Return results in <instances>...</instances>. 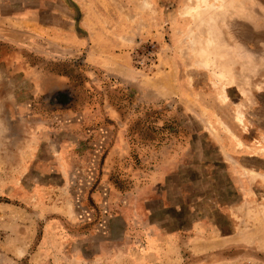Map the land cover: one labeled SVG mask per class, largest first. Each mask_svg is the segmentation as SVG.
<instances>
[{
	"label": "rangeland",
	"instance_id": "obj_1",
	"mask_svg": "<svg viewBox=\"0 0 264 264\" xmlns=\"http://www.w3.org/2000/svg\"><path fill=\"white\" fill-rule=\"evenodd\" d=\"M200 1L0 0V264H264V0Z\"/></svg>",
	"mask_w": 264,
	"mask_h": 264
},
{
	"label": "bare ground",
	"instance_id": "obj_2",
	"mask_svg": "<svg viewBox=\"0 0 264 264\" xmlns=\"http://www.w3.org/2000/svg\"><path fill=\"white\" fill-rule=\"evenodd\" d=\"M224 1H226V0H224ZM200 2H201V4H202V3H203V4H206V5H204L206 8L203 7L204 9H209V7H210V9L215 8V7L212 6V5H208L206 0H201ZM221 2H223V0H221ZM196 4H197V3H196ZM201 4H200V3L197 4V7L195 6L196 8H193L194 11H192V12L194 13L195 10L198 11V9H200V8H198V7H199L198 5L201 6ZM202 6H203V5H202ZM221 6H222V5H221ZM221 6H220V7H221ZM212 7H213V8H212ZM218 7H219V6H218ZM220 7H219V8H220ZM191 8H192V7H191ZM191 8H190V10H191ZM197 8H198V9H197ZM204 9H203V10H204ZM210 9H209V10H210ZM200 10H202V8H201ZM209 10H207V11L210 12ZM205 11H206V10H205ZM190 13H191V11H190ZM198 13H199V12H198ZM198 13H196L197 16H198ZM205 14H209V13L206 12ZM186 15H187V14H186ZM192 15H193V14H192ZM196 15H195V16H196ZM209 15H210V14H209ZM204 16H205V15H204ZM210 18H211V17H210ZM196 19H198V18H196ZM210 34H211V33H210ZM213 38H214V36H213V34H212V35L210 36L209 43H211V42L213 41ZM212 44H213V43H212Z\"/></svg>",
	"mask_w": 264,
	"mask_h": 264
}]
</instances>
